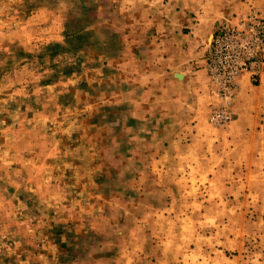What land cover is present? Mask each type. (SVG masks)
I'll list each match as a JSON object with an SVG mask.
<instances>
[{
  "label": "crops",
  "instance_id": "crops-1",
  "mask_svg": "<svg viewBox=\"0 0 264 264\" xmlns=\"http://www.w3.org/2000/svg\"><path fill=\"white\" fill-rule=\"evenodd\" d=\"M93 2L87 16L102 20L84 25L91 35L80 44V91L61 94L75 96L82 116L61 139L72 145L48 151L51 174L65 175L51 178L48 196L34 192L36 205L52 200L44 203L52 214L18 213L15 230H0V264H263L243 230L199 231L209 245L169 250L163 225L180 220L171 208L185 188L264 187V69L254 82L238 78L226 126L208 129L205 118L210 36L250 9L264 12V0ZM57 49L46 52L51 60ZM13 153L22 160L21 149ZM19 164L1 168L6 189L18 193Z\"/></svg>",
  "mask_w": 264,
  "mask_h": 264
},
{
  "label": "rangeland",
  "instance_id": "rangeland-1",
  "mask_svg": "<svg viewBox=\"0 0 264 264\" xmlns=\"http://www.w3.org/2000/svg\"><path fill=\"white\" fill-rule=\"evenodd\" d=\"M93 1L0 0V230H15V224L20 223L18 213L25 218L35 212L42 217L51 213V206L44 203L52 200L42 198V203L38 200L41 204L36 205L34 192L41 189V195L48 196L46 186L53 182L51 178L65 175L51 174L48 151L50 144H62L64 149L72 145L61 139L73 133L75 125L72 127L70 123L82 116L77 106L71 104L75 96L70 103L61 94L66 88L80 91L77 89L82 60L80 44L83 37L91 35L84 25L92 18L102 20L93 11L87 16V8ZM55 46L60 55L51 60L48 49ZM65 50L67 54L61 55ZM71 74L74 76L67 81ZM208 125V129H216ZM206 128L202 133H206ZM18 149L23 154L22 160L13 156ZM19 162L26 171L20 174L25 189L18 193L17 189H6L1 168L8 165V171H12L18 169ZM199 199L202 206L195 204ZM171 213L180 220L163 225L169 250L181 246L188 251L195 244L209 245L210 238L197 236L199 231L228 228L237 234L243 230L240 236L247 245L259 248L256 256L264 264V187L185 188ZM237 213L243 214L242 220L235 216ZM227 214L234 218L225 220ZM175 230H179V236H174ZM24 257L32 261L27 251Z\"/></svg>",
  "mask_w": 264,
  "mask_h": 264
},
{
  "label": "built area",
  "instance_id": "built-area-1",
  "mask_svg": "<svg viewBox=\"0 0 264 264\" xmlns=\"http://www.w3.org/2000/svg\"><path fill=\"white\" fill-rule=\"evenodd\" d=\"M264 69V12L250 9L234 24L218 26L210 36L205 58L211 98L205 115L213 127L226 126L238 91V78L252 82Z\"/></svg>",
  "mask_w": 264,
  "mask_h": 264
}]
</instances>
